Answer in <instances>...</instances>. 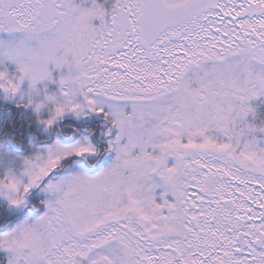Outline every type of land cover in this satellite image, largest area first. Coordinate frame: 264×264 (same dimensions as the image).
Returning <instances> with one entry per match:
<instances>
[{"label": "snow or ice", "instance_id": "6c2138e0", "mask_svg": "<svg viewBox=\"0 0 264 264\" xmlns=\"http://www.w3.org/2000/svg\"><path fill=\"white\" fill-rule=\"evenodd\" d=\"M262 97L264 0H0L6 264H264Z\"/></svg>", "mask_w": 264, "mask_h": 264}, {"label": "trees", "instance_id": "16d2710c", "mask_svg": "<svg viewBox=\"0 0 264 264\" xmlns=\"http://www.w3.org/2000/svg\"><path fill=\"white\" fill-rule=\"evenodd\" d=\"M252 107L256 109V117L253 119L251 116L249 117V120L251 122L256 123L258 126L261 124V121H264V97L257 99L253 104ZM102 164V161H101ZM103 165V164H102ZM42 207L39 209H32V211H38L41 214ZM0 216L5 217L9 220H12L15 216H17V213L6 207V205L0 203ZM0 230H7V229H0ZM5 257L3 252H0V264H6V260L3 258Z\"/></svg>", "mask_w": 264, "mask_h": 264}, {"label": "rangeland", "instance_id": "374dc122", "mask_svg": "<svg viewBox=\"0 0 264 264\" xmlns=\"http://www.w3.org/2000/svg\"><path fill=\"white\" fill-rule=\"evenodd\" d=\"M76 3L81 4V6L83 7H88L91 5V0H75ZM98 3H101L105 9L111 11L113 4L115 2V0H97ZM94 24H98L99 21L98 20H94L93 21ZM256 100L252 101L251 104H253ZM111 157L110 156H105L102 160V164L106 165L108 162H110ZM99 170V169H97ZM94 174V173H93ZM0 203L6 205L4 202L0 201ZM40 212L38 211H32L30 214L33 216H38ZM4 255L6 256V254L4 253Z\"/></svg>", "mask_w": 264, "mask_h": 264}]
</instances>
